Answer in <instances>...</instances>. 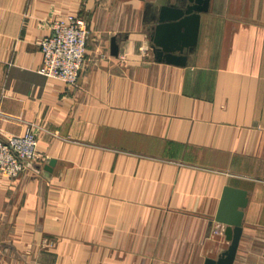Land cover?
<instances>
[{"label":"crops","instance_id":"1","mask_svg":"<svg viewBox=\"0 0 264 264\" xmlns=\"http://www.w3.org/2000/svg\"><path fill=\"white\" fill-rule=\"evenodd\" d=\"M164 4L0 0V137L39 142L0 174V264H204L229 244L226 185L248 197L233 264H264V0H210L184 65L154 54ZM76 15L68 86L40 72L39 40Z\"/></svg>","mask_w":264,"mask_h":264},{"label":"water","instance_id":"2","mask_svg":"<svg viewBox=\"0 0 264 264\" xmlns=\"http://www.w3.org/2000/svg\"><path fill=\"white\" fill-rule=\"evenodd\" d=\"M179 5H162L158 23L150 32V41L158 61L184 65L185 52L192 51L197 43L200 15L209 10L210 0H173ZM112 38V48L117 44ZM54 163L49 162L47 168ZM248 201L247 191L226 185L223 188L216 221L225 224L229 244L216 258H206L204 264H233L243 229L244 207Z\"/></svg>","mask_w":264,"mask_h":264},{"label":"built area","instance_id":"3","mask_svg":"<svg viewBox=\"0 0 264 264\" xmlns=\"http://www.w3.org/2000/svg\"><path fill=\"white\" fill-rule=\"evenodd\" d=\"M89 28L85 18L76 15L67 20L55 19L51 33L39 40L42 54L40 72L75 85L84 65ZM38 138L27 126L20 135L0 137V174L16 178L37 155Z\"/></svg>","mask_w":264,"mask_h":264},{"label":"rangeland","instance_id":"4","mask_svg":"<svg viewBox=\"0 0 264 264\" xmlns=\"http://www.w3.org/2000/svg\"><path fill=\"white\" fill-rule=\"evenodd\" d=\"M82 17V16H81ZM20 135V134H19ZM27 166V163L25 164L24 168Z\"/></svg>","mask_w":264,"mask_h":264}]
</instances>
